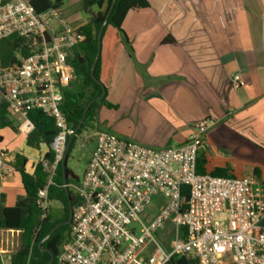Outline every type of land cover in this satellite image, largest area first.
<instances>
[{
  "label": "built area",
  "instance_id": "1",
  "mask_svg": "<svg viewBox=\"0 0 264 264\" xmlns=\"http://www.w3.org/2000/svg\"><path fill=\"white\" fill-rule=\"evenodd\" d=\"M54 18L60 30L50 27ZM12 35L33 38L35 48L8 66L0 58V102L26 136L34 130L31 110L51 116L58 129L51 145L55 161H43L49 179L38 194L45 219L51 214L49 188L74 131L61 107L65 92L80 82L73 61L85 36L67 27L59 10L37 13L31 0H0V41ZM240 80L234 75L233 89ZM209 123L198 122L183 145L168 149L100 132L75 187L78 202L57 264H169L175 255L198 264H264V184L255 177L198 173ZM5 153L0 152L1 174L11 172ZM156 198L158 214L143 221ZM168 225L173 235L157 238ZM14 253L0 246L2 264H12Z\"/></svg>",
  "mask_w": 264,
  "mask_h": 264
},
{
  "label": "crops",
  "instance_id": "2",
  "mask_svg": "<svg viewBox=\"0 0 264 264\" xmlns=\"http://www.w3.org/2000/svg\"><path fill=\"white\" fill-rule=\"evenodd\" d=\"M148 1L149 9L130 12L123 22L127 41L107 91V101L117 109H99L101 130L168 149L183 145L196 124L208 119V139L224 126L237 136L226 148L264 150V0ZM168 38L173 42L165 44ZM234 75L241 76L237 90ZM21 136L15 123L0 131V152L6 151L11 168L0 173V194L9 206L23 195L10 165L26 146ZM23 154L31 171L41 157L33 161Z\"/></svg>",
  "mask_w": 264,
  "mask_h": 264
},
{
  "label": "trees",
  "instance_id": "3",
  "mask_svg": "<svg viewBox=\"0 0 264 264\" xmlns=\"http://www.w3.org/2000/svg\"><path fill=\"white\" fill-rule=\"evenodd\" d=\"M66 0H31V5L37 13H45L49 10H60ZM113 0H83V8L90 15L89 21L78 28V32L85 36V41L76 51L73 61L76 79L79 83L65 92L64 102L61 107L65 113L73 130L76 129L81 121L87 104L101 96L103 89L97 82H101L108 91L110 81L113 76L117 54L120 47L126 43L127 37L122 25L130 12H142L150 8L148 0H117L115 8L109 18L102 35V50L100 58L95 68L96 80L92 77L91 70L98 52V36L102 24L110 10ZM97 6V11L93 7ZM168 38L165 44L172 43ZM34 39L12 35L0 41V58L5 66L17 61V54L21 57H28L34 51ZM106 97L99 102H95L88 112L86 120L78 132L80 135L85 129L93 126L97 122L99 109L105 106L109 109H117V106L109 103ZM29 117L34 123V130L26 136V146L36 150H44L42 158L33 165L32 170L28 169L29 159L23 154L18 153L12 163V169L19 175L22 184L23 195L16 198L14 205H7V196L0 194V230H14L21 232L20 246L12 255V264H47L51 255L41 249L42 241L49 235L52 229L61 222L67 221L70 216V200L63 183L62 160L58 163L54 176L53 184L49 188V198L52 202L63 206V215L55 218L51 214L42 219V211L38 201V194L43 189L49 179V174L43 166V161L51 163L55 161V152L51 145L58 136V129L51 116L44 114L40 110H31ZM14 122L10 118L8 106L0 102V131L12 128ZM70 139V137H69ZM77 137L74 139L68 157L71 156ZM1 140V137H0ZM208 164L204 153H200L197 159V171L200 174H210L218 177H234L232 171L226 167H216L208 172ZM68 170V184L77 179L72 171ZM255 176L261 178L260 170L255 171ZM264 184V179L261 180ZM70 189L71 204L74 208L78 202L77 192ZM183 195L188 198V191L185 187ZM70 225L60 227L54 235L42 245L43 248L53 252L57 264V258L62 250V246L69 236ZM0 264L1 256H0ZM169 264H198L196 260L187 256L175 255Z\"/></svg>",
  "mask_w": 264,
  "mask_h": 264
},
{
  "label": "rangeland",
  "instance_id": "4",
  "mask_svg": "<svg viewBox=\"0 0 264 264\" xmlns=\"http://www.w3.org/2000/svg\"><path fill=\"white\" fill-rule=\"evenodd\" d=\"M80 1L81 0H66L59 10L66 26L71 29L78 28L83 22H86L87 20L89 21L90 19V15L83 8V0L82 2ZM77 3L82 6L81 10L77 9ZM97 9V6L93 7L95 12ZM62 26L63 25L55 18L50 23V27L54 30H60ZM221 126H223V123ZM210 127L211 125L209 126V129ZM102 130L98 125V122H96L92 127L85 129L80 135L76 136L77 139L74 148L71 156L68 157L67 162V167L72 171L74 176L77 177V179L72 180V184L69 187L74 191H76L75 187H79L82 183L92 152L96 146L98 134L103 132ZM15 133L18 134L17 131H15ZM208 136L209 131L206 135L208 148L203 151L208 161L206 167L208 171H212L216 167H226L232 171L236 178H254L252 176H254V172L257 169L264 171V150H253L244 146L226 148L227 145L229 146L227 140L231 141L237 136L234 132L228 131L224 126L220 129L217 128V130H214L210 139H208ZM19 140L22 141V143L26 142V135L21 136ZM20 152L29 154L28 156L30 160H33L37 156L42 158V155L45 153L44 150L36 151L27 146H24L23 151ZM258 180L261 181L262 179ZM158 205V198H156L152 204L146 208L145 213L142 215V220L146 222L148 218L155 217L159 211ZM63 211V206L61 204L52 202V216L60 218L63 215ZM172 228V225H168L163 233L157 235V238H161L163 235L165 237L168 233L172 236ZM20 239L21 232L0 231V246H2V249L6 253L12 254L16 252L20 246Z\"/></svg>",
  "mask_w": 264,
  "mask_h": 264
},
{
  "label": "water",
  "instance_id": "5",
  "mask_svg": "<svg viewBox=\"0 0 264 264\" xmlns=\"http://www.w3.org/2000/svg\"><path fill=\"white\" fill-rule=\"evenodd\" d=\"M116 2L117 0H113L112 2V5L110 7V10L102 24V27L100 29V32H99V36H98V52H97V55H96V58H95V61L93 63V66H92V70H91V74H92V77L96 80V77H95V68H96V65L98 63V60L100 58V54H101V50H102V35H103V32H104V29L106 27V25L108 24L109 22V18L115 8V5H116ZM97 81V80H96ZM101 86H102V89H103V92L101 94V96L91 100L86 108H85V111L83 113V116L81 118V121L80 123L78 124V126L76 127V129L73 131V134L71 135L70 139H69V142H68V145H67V149L65 151V155L63 157V160H62V170H63V183H64V187H65V190L67 192V195H68V198L70 200V216H69V219L67 221H64V222H61V223H58L53 229L52 231L49 233V235L42 241L41 243V249L43 251H47L50 253L51 255V259L50 261L47 263V264H53L56 260V257L54 255L53 252L49 251L48 249L46 248H43L42 245L45 241L49 240L53 235L54 233L62 226H65V225H70L71 224V221H72V215H73V207H72V204H71V194H70V189H69V184H68V170H67V162H68V155H69V152H70V149H71V146L73 144V141L75 139V137L78 135V132L80 131V129L82 128L85 120H86V117L88 115V112L90 111V108L91 106L95 103V102H99V101H102L105 97H106V94H107V90L105 88V86L97 81Z\"/></svg>",
  "mask_w": 264,
  "mask_h": 264
}]
</instances>
